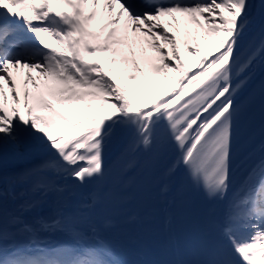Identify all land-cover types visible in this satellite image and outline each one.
Instances as JSON below:
<instances>
[{
  "label": "snow or ice",
  "instance_id": "obj_1",
  "mask_svg": "<svg viewBox=\"0 0 264 264\" xmlns=\"http://www.w3.org/2000/svg\"><path fill=\"white\" fill-rule=\"evenodd\" d=\"M21 28L35 43L10 39ZM257 64L264 0H0V244L22 236L39 249L0 264H118L84 213L107 198L109 178L127 181L141 150L168 146L166 177L183 167L209 200L227 202L206 258L171 264H264V158L232 187ZM10 162L24 167L6 176ZM90 185L87 203L68 205ZM44 234L67 240L45 247Z\"/></svg>",
  "mask_w": 264,
  "mask_h": 264
},
{
  "label": "bare ground",
  "instance_id": "obj_2",
  "mask_svg": "<svg viewBox=\"0 0 264 264\" xmlns=\"http://www.w3.org/2000/svg\"><path fill=\"white\" fill-rule=\"evenodd\" d=\"M169 29L173 31L172 28H169ZM31 37L32 39L30 40V43H35L33 36ZM263 70H264V67H261L259 64H257V66L253 70L254 78L250 82L248 87L244 90V92L254 83V81L259 77V75L262 73ZM33 74L36 75L37 73L34 72ZM172 75H175V73H172ZM161 90L163 91L162 88ZM125 146L126 144L123 142L114 143L111 146L110 152H109L110 162H114L119 157L120 153L123 151ZM150 153L151 152H145L141 150L137 154V157L140 162L139 166H137L134 169L129 170L127 173V177H128L127 180L128 181L133 180L134 187L136 186L137 181H139L140 177L143 175L144 169L150 160L149 158ZM262 158H264V144L261 145L259 149L248 158V160L241 167V169L234 175V177L232 178L233 190L238 188L241 182L247 176L248 174L247 171L249 167L252 164H254L256 161H260ZM7 167L4 169V174L6 176L13 175L16 170H19L21 168L17 166H12L11 168H7ZM139 168H140V171L138 175L137 170ZM182 170H183V167L177 169L175 175L169 177L168 179H163L162 188H164V185L167 184V188L169 190H172V191L175 190L177 181L179 179V176ZM111 184H112L111 178H109V181L107 182V187L105 188V191L108 194L107 198L102 203H98L93 208L86 210L84 215L90 218L91 221L97 225L101 240L106 242L112 249L113 259L118 261V264H125L124 261L117 255V252L115 251V248H114L117 243V236H116L115 230L113 229L114 227H112V225L110 224L111 220H110V212H109V207H108L109 191H110ZM94 190H95V187L92 185L79 189L75 194L68 197V200H67L68 205L73 208L82 207L83 204H85L86 200L88 199L87 197L90 196ZM226 203H227L226 201H220L218 207L215 208L213 215H212L211 230H212V234L214 232L216 233L215 237H216L217 243L219 242L220 237H219V233L213 227V221L219 222L222 219L223 213L226 207ZM57 206H58V203L56 201V198L51 197L49 198L48 203L42 209L41 213L48 210V208H50L51 214L54 215ZM13 207H14L13 203L9 201V209L11 210ZM27 215L28 217L32 218L33 214H27ZM106 222H110V223L106 224ZM44 238L48 241L45 247H54L55 245L59 243L66 242L67 240V238L61 234H44ZM22 243H23L24 248L27 250V252L32 253V252H38L39 250L37 246L29 244L26 238L22 236H18L15 242H4L3 244H0V256L8 255L9 253H11L12 249L16 250L20 244L22 245Z\"/></svg>",
  "mask_w": 264,
  "mask_h": 264
},
{
  "label": "water",
  "instance_id": "obj_3",
  "mask_svg": "<svg viewBox=\"0 0 264 264\" xmlns=\"http://www.w3.org/2000/svg\"><path fill=\"white\" fill-rule=\"evenodd\" d=\"M46 217H50V215H46Z\"/></svg>",
  "mask_w": 264,
  "mask_h": 264
},
{
  "label": "rangeland",
  "instance_id": "obj_4",
  "mask_svg": "<svg viewBox=\"0 0 264 264\" xmlns=\"http://www.w3.org/2000/svg\"><path fill=\"white\" fill-rule=\"evenodd\" d=\"M123 83V82H122Z\"/></svg>",
  "mask_w": 264,
  "mask_h": 264
}]
</instances>
